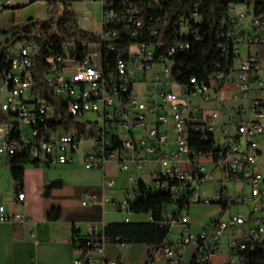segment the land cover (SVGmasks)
I'll list each match as a JSON object with an SVG mask.
<instances>
[{
	"label": "built area",
	"instance_id": "obj_1",
	"mask_svg": "<svg viewBox=\"0 0 264 264\" xmlns=\"http://www.w3.org/2000/svg\"><path fill=\"white\" fill-rule=\"evenodd\" d=\"M81 1L101 5L102 28L94 32L100 40L82 42L81 56H72L73 43L65 45L64 55L48 58L43 85L35 77L40 50L37 41L23 32L21 39L14 41V32L7 36L0 34V163L10 167L19 150H27V157L38 166L73 163L80 145L86 142L88 146L83 151L86 167H104L111 160L124 171L133 165L136 173L130 176L133 182L149 180L155 189L167 188L174 199L188 196V203L178 208L176 216L168 214L172 226L183 227L182 233L175 241L164 243L143 264H215L214 259L223 247L227 252L220 264H244L241 251L264 247V174L258 161V155L264 152V112L258 109L264 102H255L251 118H245V108L239 107L235 112L240 119L222 124L218 111L202 112L198 105H192L191 98L223 102L227 99V86L235 82L243 98L255 89H264L262 62L249 50L252 44H264V18H255L251 9L256 1L241 0L246 10L241 11L238 6L231 18L236 34L229 36L240 38V43L247 42L246 55L237 47L235 53L239 58L234 68L219 72L210 85L196 86L190 95L178 83L170 86L169 75L175 71L170 69L172 60L167 56L156 58L151 45L131 44L127 48L128 59L118 57L114 67L104 58L105 49L115 50L114 42L138 37L143 23L137 7L132 3L127 7L124 0L75 2ZM163 1L153 0L156 4ZM11 2L0 3V12ZM193 19L199 21V16L195 13ZM247 19L250 25L244 24ZM111 24L116 26L107 30L106 26ZM174 52L172 48L169 54ZM159 65L163 66L162 71L156 70ZM191 82L195 83V79ZM88 113L96 114L97 118L83 119ZM74 120L86 121V128H74ZM148 123L153 124L152 128L138 134L136 129H147ZM195 123L204 125L203 129L196 128L203 131V139L204 132H213L215 147L225 154L217 163L211 155L190 147V125ZM25 126L30 128V134L25 132ZM15 130H23V139L15 138ZM203 159H210L215 167L224 165L225 181H247L248 196L230 197L231 201L257 203L261 215L248 223L238 213L227 220H213L208 225L210 230L195 231L190 207L220 200V191L212 199L203 196L202 185L214 180L213 170ZM22 188L15 185L14 201L25 200ZM125 206L124 203L120 207L124 210ZM124 220H130L129 209ZM26 221L25 215L8 213L0 205V222ZM97 232L94 229L93 235L76 247L74 264H117L106 259V244L98 241ZM225 235L228 239L224 243Z\"/></svg>",
	"mask_w": 264,
	"mask_h": 264
},
{
	"label": "trees",
	"instance_id": "obj_2",
	"mask_svg": "<svg viewBox=\"0 0 264 264\" xmlns=\"http://www.w3.org/2000/svg\"><path fill=\"white\" fill-rule=\"evenodd\" d=\"M76 0H46L53 6L55 3L72 5ZM129 7L133 4L140 11L143 27L138 32V37L114 42L115 50H106L104 43V58L111 66H115L117 58L128 59L127 48L134 43H146L155 50L156 58L167 56L175 69L173 77L190 95L196 86L210 85L211 80L221 72H230L239 56L235 53L237 48L231 42L230 33L236 34L232 29L231 18L233 11L241 4V0H165L156 4L153 0H124ZM256 1L253 5L255 18H264V0ZM120 5V4H119ZM120 7V6H119ZM122 11H126L124 7ZM199 16V21L193 19V15ZM23 24L14 26L12 40L21 39L20 33L27 34L28 38L37 41L39 53L36 56L35 77L41 85L48 72V58L65 54L66 44H75L72 48L73 56H81L83 53L81 44L84 41H99V36L94 32L85 31L79 24V18L73 10L65 9L61 14L51 16L39 21L29 18ZM35 21V25L32 22ZM116 24L107 25L106 29H113ZM33 28L39 31L38 36L31 37ZM175 52L169 54L170 49ZM254 51L257 60L264 62V44H252L249 48ZM195 79V83L191 80ZM64 106V104L62 105ZM204 128L201 123L190 125L189 143L196 152L211 155L214 161L222 159L225 154L215 147L214 141L204 140L203 131L196 128ZM28 164H36L35 160L25 156L13 157L10 161V171L16 186L23 187L24 169ZM62 186L61 181L51 182L45 185L44 196L48 197L51 191ZM136 199L130 201V213L144 215L147 219L140 221H121L107 223L102 230L97 232L99 242L117 245L142 244L147 247V258H153L157 250L168 242L172 225L168 219L169 212L177 215L178 208L187 204L188 196L182 199H174L171 193L154 188L145 181L136 184ZM222 213L230 209L233 204L225 189L220 191L218 202ZM177 207V208H176ZM180 211V210H179ZM61 211L54 208L48 214L50 221L60 218ZM77 237L76 247H81L86 238ZM240 256L244 264H264V249L241 251ZM117 264H123L118 261Z\"/></svg>",
	"mask_w": 264,
	"mask_h": 264
},
{
	"label": "crops",
	"instance_id": "obj_3",
	"mask_svg": "<svg viewBox=\"0 0 264 264\" xmlns=\"http://www.w3.org/2000/svg\"><path fill=\"white\" fill-rule=\"evenodd\" d=\"M16 13V10L11 9L10 19L13 23L16 21ZM84 22V19L79 18L81 28ZM95 25L96 27L90 32L100 31L102 21ZM237 92L235 82L227 86V99L223 102L219 103L214 98L203 101L200 97H192L191 103L198 105L202 112L218 111L219 122L222 124H228L234 119L239 120L240 117L235 112L239 107L245 108V118H251L255 113L252 110L255 102H264V89H255L247 98L240 99L237 98ZM193 99H195L194 103ZM258 110L264 112V104ZM203 161L213 170L214 175V180L204 183L206 188L202 193L205 198L212 199L222 189H225L229 197L248 196L249 192L244 195L228 190L229 183L221 180L224 179V165L215 167L210 159ZM258 161L264 174L263 151L258 155ZM24 173L22 191L26 197L23 202H16L14 200L17 193L10 167L5 162L0 163V199L5 201L0 205H4L8 213H21L27 218L26 222L19 224L0 222V264H74L77 256L76 238L86 237L96 228L100 231L107 223L123 221L130 201L136 199L137 183L130 180L131 175H136L133 165L130 170L124 171L116 161L111 160L106 162L104 167L88 168L83 153L75 156L73 163H55L46 167L28 164ZM215 173L221 179L217 180ZM5 180H7L6 186ZM55 181H61L62 186L53 189L50 196H44L45 185ZM235 182H246L250 188L245 180ZM124 203L126 206L122 210L120 206ZM236 205L238 206L236 214H243L248 223H252L261 215L257 203ZM54 208L60 209L61 216L56 221H50L48 214ZM222 215V208L218 202L194 204L189 210L191 225L195 231L204 229ZM146 219L145 217L141 220ZM130 220L140 221L136 218ZM223 238L225 243L228 235ZM168 241L174 240L169 238ZM126 246L106 244V259L117 263L121 261L123 264H143L148 259L146 256L141 261L142 256L147 255V247L142 244L128 245L131 254L138 253L124 259L123 249ZM223 249L225 252L222 254L219 252L217 256L219 264L227 252L224 247L221 250Z\"/></svg>",
	"mask_w": 264,
	"mask_h": 264
},
{
	"label": "rangeland",
	"instance_id": "obj_4",
	"mask_svg": "<svg viewBox=\"0 0 264 264\" xmlns=\"http://www.w3.org/2000/svg\"><path fill=\"white\" fill-rule=\"evenodd\" d=\"M8 1H12L11 5L12 6H18L17 8H12V7H6L4 8L1 12H0V34L3 36H7L11 33H13V28L14 26L20 25L25 23L29 18L32 19H37L39 21H43L45 19L50 18L51 16H56L58 14H61L65 9L68 10H73L78 18H82L85 20L84 23H82V29L85 31H91V29H93L94 27H96V23L101 22L102 21V8L101 5L95 2H74L72 5H66V4H59V3H55L53 6L48 5L46 2H44V0H0V3L2 4H6ZM46 1V0H45ZM239 10L241 11H245L247 6L245 4H240L239 5ZM253 7L251 6V9ZM11 9L16 10V21L13 23L10 19V12ZM96 22V23H95ZM251 21L250 20H245L244 24L245 25H250ZM40 33L38 31L37 28H33V31L31 32L30 36L34 37V36H38ZM239 48L241 49V54L243 56L246 55L247 51H248V45L247 42H242L239 43ZM263 67H264V62L262 63ZM163 66L159 65L156 70L158 71H162ZM261 78H263L264 80V68L261 70L260 72ZM139 89V88H138ZM237 98H243L242 94H240V92L236 93ZM246 100V99H245ZM195 102V99H193V103ZM97 118V115L94 113H88L85 115V117L83 119L87 120V119H91L94 120ZM84 121V120H82ZM153 124L152 123H148V127L147 129L145 127L143 128H137L136 130L138 134H142L147 132L150 128H152ZM135 129V128H134ZM30 128L28 126H25V132L27 134H30ZM88 146V144L82 143L79 147V151L78 153L75 154V156L81 155L84 151V149ZM173 148H175V146H172ZM216 174V179L219 180L221 178H218L217 173ZM224 180V179H221ZM148 184H150L149 180H145ZM229 191L230 192H236L238 194H244L247 195L250 188L247 185L246 182H229ZM218 183V182H217ZM5 186L7 185V180L4 181ZM206 184V183H205ZM205 184L202 185V192H204V188H206ZM220 184V183H219ZM218 184V185H219ZM210 192V191H209ZM13 194V192H12ZM133 199H135L133 197ZM5 202L4 200L2 201L0 199V203ZM238 210V206L236 204H232L230 206V209L227 210L226 212L223 213L222 215V220H227L230 216L236 214ZM130 218H136V219H144L145 216L144 215H140V214H134V213H130ZM206 229L210 230V227L206 226ZM183 231V227L181 225H174L172 227V231L170 234V240H176V238H178V236H180V234ZM224 237V236H223ZM224 240V238H223ZM124 259H126L127 257L131 258L132 255L137 254L138 252H135L134 254H131L130 252V248L127 245L124 249ZM221 254L225 252V250H220ZM146 254H144L141 258V261H143L146 258ZM214 263L215 264H219V257L214 259ZM132 264H137V263H132Z\"/></svg>",
	"mask_w": 264,
	"mask_h": 264
},
{
	"label": "bare ground",
	"instance_id": "obj_5",
	"mask_svg": "<svg viewBox=\"0 0 264 264\" xmlns=\"http://www.w3.org/2000/svg\"><path fill=\"white\" fill-rule=\"evenodd\" d=\"M253 1V0H252ZM231 42L235 44L236 47H239L240 38L231 37ZM73 56V55H72ZM170 69H173V65L170 63ZM169 84L170 86L177 85L173 74L169 75ZM74 128H86V121L74 120ZM15 138L23 139V130H15ZM213 139V132H204V139ZM19 155L22 157L27 156V150H19ZM167 191V188H158ZM264 249V247H262Z\"/></svg>",
	"mask_w": 264,
	"mask_h": 264
},
{
	"label": "water",
	"instance_id": "obj_6",
	"mask_svg": "<svg viewBox=\"0 0 264 264\" xmlns=\"http://www.w3.org/2000/svg\"><path fill=\"white\" fill-rule=\"evenodd\" d=\"M8 7L17 8L18 6H12V5H11V6H8ZM35 23H36V22L33 21V22H32V25H35ZM23 38H26V35H23ZM73 47H74V45H73Z\"/></svg>",
	"mask_w": 264,
	"mask_h": 264
},
{
	"label": "flooded vegetation",
	"instance_id": "obj_7",
	"mask_svg": "<svg viewBox=\"0 0 264 264\" xmlns=\"http://www.w3.org/2000/svg\"><path fill=\"white\" fill-rule=\"evenodd\" d=\"M26 22H30V21L27 20Z\"/></svg>",
	"mask_w": 264,
	"mask_h": 264
}]
</instances>
